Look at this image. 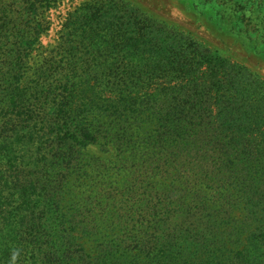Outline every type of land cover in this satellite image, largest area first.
Wrapping results in <instances>:
<instances>
[{
  "label": "trees",
  "instance_id": "obj_1",
  "mask_svg": "<svg viewBox=\"0 0 264 264\" xmlns=\"http://www.w3.org/2000/svg\"><path fill=\"white\" fill-rule=\"evenodd\" d=\"M65 1L0 0V264H264V82L123 0L45 45Z\"/></svg>",
  "mask_w": 264,
  "mask_h": 264
},
{
  "label": "rangeland",
  "instance_id": "obj_2",
  "mask_svg": "<svg viewBox=\"0 0 264 264\" xmlns=\"http://www.w3.org/2000/svg\"><path fill=\"white\" fill-rule=\"evenodd\" d=\"M93 0H67L60 10L54 11L56 19L53 32L44 40L45 45L55 43L58 40L59 31L68 12L73 11L81 3H88ZM126 3L135 6L139 13L146 15L149 19L156 21L161 26H165L172 33L178 34L180 37L195 41L205 50H210L214 55L216 62L227 61L230 66L243 69V71L258 80L264 82V11L257 14L254 9L252 12L254 23L247 25L243 23V32L238 34L231 30L221 31L218 25L213 22L203 20L200 16L206 7L202 4L192 3L193 0H123ZM237 3H236V2ZM226 9L230 10L227 18L233 20L235 11L240 6V0H224ZM245 8V6L243 7ZM249 9V8H248ZM263 10V9H261ZM260 10V11H261ZM250 11V10H249ZM253 11V10H252ZM207 19V18H206ZM173 40L169 48L162 47L161 51H169L173 53L174 41L179 42V38ZM180 48V47H179ZM53 47L49 48V53ZM51 56V55H50ZM175 59V58H173ZM245 83L243 82L242 85ZM91 155L102 157L100 148H92Z\"/></svg>",
  "mask_w": 264,
  "mask_h": 264
}]
</instances>
